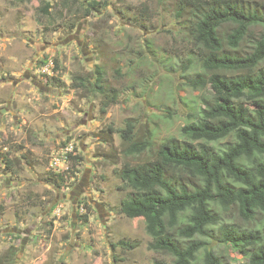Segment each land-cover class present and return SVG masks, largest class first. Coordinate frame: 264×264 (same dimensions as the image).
Segmentation results:
<instances>
[{
  "label": "rangeland",
  "instance_id": "rangeland-1",
  "mask_svg": "<svg viewBox=\"0 0 264 264\" xmlns=\"http://www.w3.org/2000/svg\"><path fill=\"white\" fill-rule=\"evenodd\" d=\"M88 1L0 0V264L171 261L147 247L142 218L119 212L129 191L119 172L152 159L167 136L187 138L185 127L212 89L187 83L200 68L184 67L186 59L196 63L199 49L175 0H99L85 15ZM96 65L115 94L104 113L105 96L74 81L93 77ZM128 119L136 140L152 132L151 149L125 153L119 130ZM121 240L138 245L112 247ZM219 251L229 264L243 260Z\"/></svg>",
  "mask_w": 264,
  "mask_h": 264
},
{
  "label": "trees",
  "instance_id": "trees-1",
  "mask_svg": "<svg viewBox=\"0 0 264 264\" xmlns=\"http://www.w3.org/2000/svg\"><path fill=\"white\" fill-rule=\"evenodd\" d=\"M175 1L176 14L187 16L199 49L196 63L186 59L184 67L200 68L187 83L196 90L210 84L212 95L201 97L185 127L187 138L167 136L152 159L121 167L119 176L129 191L119 212L143 219L147 247L171 256L165 264L199 259L200 264H229L220 247L241 254L243 260L235 264H264V30L253 33L255 26L264 27V3L260 8L243 0ZM100 4L88 1L84 14ZM48 6L45 2L40 12L47 13ZM93 73L76 75L75 85L103 94L99 110L104 113L115 94L105 91L101 66ZM134 129L128 119L119 130L128 155L152 147V132L136 140ZM137 245L112 243L125 250Z\"/></svg>",
  "mask_w": 264,
  "mask_h": 264
},
{
  "label": "built area",
  "instance_id": "built-area-1",
  "mask_svg": "<svg viewBox=\"0 0 264 264\" xmlns=\"http://www.w3.org/2000/svg\"><path fill=\"white\" fill-rule=\"evenodd\" d=\"M54 164H55V166H62L61 164H60V160L59 159H57V158H54Z\"/></svg>",
  "mask_w": 264,
  "mask_h": 264
}]
</instances>
